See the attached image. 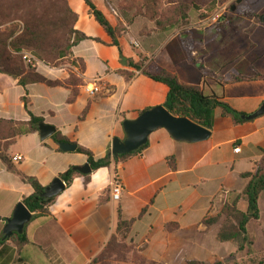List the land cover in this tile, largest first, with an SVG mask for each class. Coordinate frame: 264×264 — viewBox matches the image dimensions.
<instances>
[{
  "label": "crops",
  "instance_id": "1",
  "mask_svg": "<svg viewBox=\"0 0 264 264\" xmlns=\"http://www.w3.org/2000/svg\"><path fill=\"white\" fill-rule=\"evenodd\" d=\"M67 1L77 14L75 29L90 38L72 48L73 57L84 64L82 85L74 100L68 101L71 90L66 87L33 83L23 88L0 74L1 119L28 120L21 101L25 96L32 115L42 117L43 123L55 127L70 143L89 150L95 159L102 158L113 138H124L122 122L135 118L140 110L162 105L168 92L166 85L142 75L129 63L153 72H170L180 83L197 86L203 94L215 95L243 114L254 112L264 101V46L256 52L254 39V30L263 25L259 16L264 13L253 10L249 2L252 16L232 14L219 29L196 22L184 32L163 37L162 32L141 35L139 29H133L116 35L118 44L113 45L83 0ZM91 1L109 21L107 12ZM235 16L242 20L241 30L246 34L238 51L229 35L226 40L221 37ZM225 52L233 55L227 57ZM36 71L52 81L68 77L64 69L42 63L36 64ZM123 73L133 76L127 79ZM234 77L244 79L234 81ZM96 78L101 91L89 97L82 86ZM236 147L238 152L233 151ZM5 155L12 168L0 158L2 240L6 219L18 202L33 193L21 176L34 177L47 187L59 174L87 163L85 155L61 151L51 137L41 140L38 132L18 137ZM14 155L22 159L13 162ZM261 163L264 115L235 125L216 108L211 136L197 143L175 141L158 129L149 135L141 152L121 162L119 201L110 199L113 165L92 171L88 180L75 176L55 197L47 215L32 216L25 224V244L17 248L7 242L0 247V264H92L116 231L118 211L122 220L134 219L126 239L141 248L147 259L182 264L187 259L210 262L223 257L233 250V244L217 241L218 225L207 228L201 220L212 213L222 190L241 191L247 180L240 174Z\"/></svg>",
  "mask_w": 264,
  "mask_h": 264
},
{
  "label": "trees",
  "instance_id": "2",
  "mask_svg": "<svg viewBox=\"0 0 264 264\" xmlns=\"http://www.w3.org/2000/svg\"><path fill=\"white\" fill-rule=\"evenodd\" d=\"M83 1L89 8L91 16L112 39L111 43L117 45L118 28L110 24L91 0ZM119 1L123 6L128 26L135 18L143 17L154 24V31L162 32L161 37L174 28L187 27L190 24H188L190 13L202 12L198 15L199 22L202 21L208 15L213 14L217 5L222 2V0ZM232 14L246 17L253 15L244 1L236 5ZM76 20L77 14L70 8L67 0H0V74L10 77L23 88L33 83L66 87L71 90L68 101L72 102L78 88L82 85L81 74L84 70L83 61L73 57L72 48L79 42L90 39L75 29ZM222 24L223 22L217 24V29L221 28ZM91 39L100 42L97 38ZM37 63L51 68H62L68 73V77L65 80H49L36 71ZM129 64L142 75L167 86L168 92L162 106L174 116H184L208 130L213 128L216 108H220L222 117L230 118L235 125L247 121L240 117L246 114L234 110L221 98L215 95H205L197 86L180 83L176 76L170 72L165 70L153 72L142 67L141 64ZM123 74L127 79L133 76L129 73ZM243 79L244 77L233 78L234 81ZM21 101L25 112L29 115L28 120L16 121L0 118V158L9 169L12 166L5 155L9 146L18 137L38 132V125L43 122L42 117L34 116L28 111V100L25 96L21 98ZM150 108L138 111L137 115ZM85 112L86 108L80 118L84 116ZM51 139L57 145L60 142L70 143L58 132H55ZM146 146L147 144L136 151L115 157L109 156L108 151L104 157L98 159H95L89 150L78 144H76L75 152L86 156L91 172L113 165L114 180H119L121 162L141 152ZM168 160L170 167L173 168L172 159ZM89 175L90 173L82 175L71 167L59 174L58 177L69 186L75 176H83L88 180ZM240 177L247 180L244 188L239 192L222 190L221 208L214 214L206 215L201 220V224L207 228L218 225L217 241L233 244L236 252L246 250L247 253L241 264H264V254L252 255L250 250L252 241L248 236L249 223L258 222L261 217L259 200L264 191V166L257 164L253 171L243 172ZM21 180L33 189V193L22 199L24 206L33 214V217L47 215L48 207L53 203L55 197H43L42 193L45 187L41 186L36 178L21 176ZM242 204L245 206L244 209L240 208ZM133 222L134 219L122 220L120 211H118L116 231L110 236L101 253L92 260V264L108 261L125 262L126 254L137 251V248L132 244L125 243L126 235ZM7 242H12L19 248L27 242L25 232L23 231L22 234L13 233L3 240L0 239V247ZM141 250V248L138 249V251ZM137 262V264H164L143 256H139ZM182 264H230V261L227 258L215 259L211 262L187 259Z\"/></svg>",
  "mask_w": 264,
  "mask_h": 264
},
{
  "label": "water",
  "instance_id": "3",
  "mask_svg": "<svg viewBox=\"0 0 264 264\" xmlns=\"http://www.w3.org/2000/svg\"><path fill=\"white\" fill-rule=\"evenodd\" d=\"M241 0H237L239 4ZM236 5L231 6V11L235 10ZM259 20L264 22V15L259 16ZM264 115V101L254 112L240 117L245 120H253ZM124 138H113L108 155L115 157L122 154H128L136 151L147 144L148 137L158 129H164L175 141L188 143L202 142L211 136V130H208L184 116H174L162 105L152 107L133 119H125L122 122ZM55 133V127L43 122L38 125V134L41 140L50 138ZM58 148L64 152H73L76 149L75 143L60 142ZM73 170L82 175L91 173V168L86 163L82 166H74ZM65 190V183L55 177L51 183L45 187L42 196L45 198L56 197ZM32 218V213L18 202L13 210L11 217L6 219L3 227V239L11 236L13 233L22 234L24 226Z\"/></svg>",
  "mask_w": 264,
  "mask_h": 264
},
{
  "label": "rangeland",
  "instance_id": "4",
  "mask_svg": "<svg viewBox=\"0 0 264 264\" xmlns=\"http://www.w3.org/2000/svg\"><path fill=\"white\" fill-rule=\"evenodd\" d=\"M93 1L97 4L98 7L99 6L102 7L107 12L110 23L113 26L118 28L119 34L129 32L130 30H133V29L135 30L139 29L138 34H141V35H146L148 34V32H154V24L151 21H148L146 18H143V17L135 18L132 24L128 26L126 24L127 18L124 16L123 6L119 0H93ZM236 1L237 0H222V2L217 5L214 13L211 15H208L205 19H203L200 22L198 20V17H199L198 15H200L202 12L190 13L188 16V24L189 23L194 24L196 22H199L200 25L212 24L216 26L217 24L224 22L225 19L227 22H229L231 20L229 17L232 15V12H233L231 11V6L238 5L236 4ZM242 1L246 2V6H248L247 3L249 2L253 10L256 11L259 9L258 10L259 12L264 13V0H241V2ZM217 13H219L220 15L218 22L210 23L209 19ZM261 15H264V14H261ZM241 23H242V20H239L235 16V18L232 20V25L226 28L224 32L221 34V37L224 40H226L228 35L230 36V38H232L233 42L238 45L237 47H239L238 49H236V51H238L240 48H243V45L239 43L242 41V39H246V34H244L241 30ZM262 24H263L262 26L254 30L255 31L254 39H255V44H256V52H259L260 49L263 48L262 46H264V22H262ZM185 28L186 27L174 28L172 30L167 31L165 35L169 36V34H171L173 31L184 32ZM254 31L250 30V33L253 34ZM244 32L247 33V30H245ZM246 45L249 47L247 43H245V46ZM225 55H227V57L232 56L233 52H225ZM261 165L264 166V163H261ZM221 200L222 198L220 196L219 201L214 206L215 208L212 209L211 211L213 214L215 212H218V210L221 208ZM259 203H260V208H261L260 211L262 212V217L258 222H251L248 225V236H249V239L252 241V246L250 247L252 255L253 254L255 255L264 254V191L262 192L260 196ZM244 207H245L244 204L240 206L241 209H244ZM125 243L129 244L127 239ZM138 249L139 248L136 249L137 251H135V253L126 254L125 262L108 261V262H103L100 264H137L138 263L137 258L139 256H143L141 251H138ZM224 253H226V251ZM246 253H247L246 250H244L243 252H236L235 247H234L233 250L229 252L228 254L226 253L223 257H219V258L215 257L211 261L215 259L221 260V259L227 258L230 261V264H235V263L241 264ZM149 255L151 258L157 257V255L155 254H149ZM230 255H232V257L229 258ZM199 261H203V260H199ZM203 262H206V261H203Z\"/></svg>",
  "mask_w": 264,
  "mask_h": 264
},
{
  "label": "built area",
  "instance_id": "5",
  "mask_svg": "<svg viewBox=\"0 0 264 264\" xmlns=\"http://www.w3.org/2000/svg\"><path fill=\"white\" fill-rule=\"evenodd\" d=\"M219 18H220V15H219V13H217V14L213 15L209 19V22L210 23H216V22H218ZM133 46H137V44L135 42H133ZM98 82H99V78H96V79H94V81L92 83L84 84L82 86L83 92L86 95H88L89 97H94L95 95H97L101 91ZM233 151L234 152H238L239 151V148L236 147V148H234ZM21 159H22V156L21 155H14L11 158V160L13 162L20 161ZM122 190H123L122 189V185L119 182V180H114L111 183V186H110V199L112 201H119L120 198H121Z\"/></svg>",
  "mask_w": 264,
  "mask_h": 264
}]
</instances>
